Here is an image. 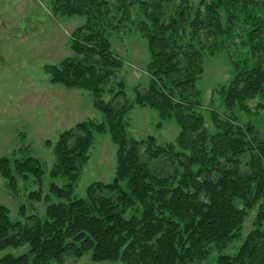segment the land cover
I'll return each mask as SVG.
<instances>
[{
	"label": "trees",
	"instance_id": "trees-1",
	"mask_svg": "<svg viewBox=\"0 0 264 264\" xmlns=\"http://www.w3.org/2000/svg\"><path fill=\"white\" fill-rule=\"evenodd\" d=\"M51 3L54 14L84 22L71 33L73 56L45 71L52 84L89 91L104 121H81L58 135L49 176L66 183L51 182L45 194L39 188L27 196L45 203L42 216L12 221L0 203V251L28 246L25 253L3 255L0 264L61 263L68 254L86 253L112 264H196L211 249L237 241L254 208L253 226L235 253H220L216 262L264 264V127L255 122L264 110V0ZM126 21L149 54L143 68L148 83L135 88L133 102L122 79L111 82L124 61L112 51L110 36ZM236 38L246 51L233 61L228 83L213 90L220 107L212 106L206 120L196 87L204 56ZM106 91L109 100L102 97ZM133 104L156 111L161 120L172 118L175 140L159 144L152 136L127 134L124 114ZM94 133H107L116 145L115 173L76 197L73 187ZM43 173V162L32 155L0 158V174L12 192L18 177H32L40 186Z\"/></svg>",
	"mask_w": 264,
	"mask_h": 264
},
{
	"label": "rangeland",
	"instance_id": "rangeland-1",
	"mask_svg": "<svg viewBox=\"0 0 264 264\" xmlns=\"http://www.w3.org/2000/svg\"><path fill=\"white\" fill-rule=\"evenodd\" d=\"M83 22L84 17L54 14L51 0H0V158L32 155L44 164L40 186L32 177H18L14 192L0 174V203L9 208L12 221L23 222L29 214L43 215L45 203L29 200L27 196L30 192L40 188L45 194L51 182L59 186L66 183L65 177L49 176L55 160L53 146L58 135L81 121H104L102 113L93 107V96L89 91L52 84L45 71L46 65L57 64L63 58L73 56L71 33ZM125 23L127 25L112 31L110 36L112 51L124 61L111 82L122 79L125 82V97L133 102L135 88L142 90L148 83L143 68L149 61V54L141 34L133 24ZM234 41L236 44L230 41L216 53L204 56V72L196 87L201 91L200 110L206 120L212 106L220 107L218 95L213 90L228 83L233 75V61L240 60L246 51L237 45L239 39ZM111 95L106 91L102 97L109 100ZM124 121L127 134L135 138L152 136L159 144L173 142L178 134V127L172 118L161 120L156 111L145 106L133 104L124 114ZM255 122L264 127V110ZM115 152L116 145L107 133L93 134L88 160L74 184L73 196L85 197L86 187L93 181L108 183L112 180L116 168ZM21 206L23 213H20ZM256 213L257 208L248 211L237 241L229 243L224 249H211L209 255L196 264H217L218 254H234L252 228ZM27 250V244L18 248L9 247L0 251V257L7 253L18 255ZM49 264L112 263L94 262L86 253L80 257L68 254L61 263L50 261Z\"/></svg>",
	"mask_w": 264,
	"mask_h": 264
}]
</instances>
